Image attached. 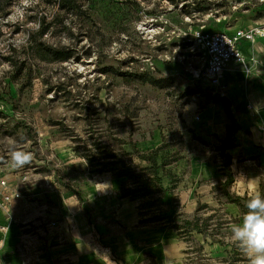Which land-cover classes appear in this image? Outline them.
Masks as SVG:
<instances>
[{"label": "rangeland", "instance_id": "1", "mask_svg": "<svg viewBox=\"0 0 264 264\" xmlns=\"http://www.w3.org/2000/svg\"><path fill=\"white\" fill-rule=\"evenodd\" d=\"M182 29L264 32V0H0L1 174L10 178L22 171L25 190L41 181L74 191L73 185L87 178L111 184L115 176L109 169L90 171L74 150L72 135L94 153L92 144L98 142L100 151L130 162L135 172L149 165L135 147L141 153L161 146L158 165L194 151L220 161L227 175L233 155L241 161L233 153L239 98L264 136V33L240 41V47L250 41V51L259 42L262 46L239 66L244 77L238 93L225 82H209L198 49L177 35ZM66 53L69 57H60ZM12 150L32 153V161L12 169ZM262 151L258 193L264 196ZM239 196L247 212L254 195ZM128 197L148 223L159 225L164 219L153 217L167 216L166 207L149 205L147 196ZM196 215L195 228L189 226L196 239L184 264H250L232 240L236 218L203 205ZM178 216L171 223L187 238L183 220L188 217Z\"/></svg>", "mask_w": 264, "mask_h": 264}, {"label": "crops", "instance_id": "2", "mask_svg": "<svg viewBox=\"0 0 264 264\" xmlns=\"http://www.w3.org/2000/svg\"><path fill=\"white\" fill-rule=\"evenodd\" d=\"M248 45L240 47L239 43L245 58L255 57L262 46L259 42L250 51ZM240 65L230 62L220 77L238 93L243 91ZM227 71L235 73L229 76ZM239 99L235 104L238 116L233 136L237 148L233 153L241 161L233 155L229 182L225 181L227 175L223 174L220 161L194 151L181 153L172 164L157 170L167 216L181 212L193 220L203 205L222 208L230 218H236L237 224L242 223L244 215L234 197L259 191L264 136L257 128L256 118L249 116L244 98ZM260 109L263 125V104ZM23 174L15 171L8 178L0 172L11 190L20 193L9 201L0 196V225L6 228L0 230V264H184L191 240L196 239L190 231L186 238L173 227L140 222L136 203L121 196L122 177L112 178L109 186L101 181L99 186L108 193L100 194L92 193L95 184L88 178L74 184L75 191L45 181L25 190L19 179ZM224 184L227 186L223 192L220 188ZM103 247L110 252L103 251ZM111 253L117 261L111 259Z\"/></svg>", "mask_w": 264, "mask_h": 264}, {"label": "trees", "instance_id": "3", "mask_svg": "<svg viewBox=\"0 0 264 264\" xmlns=\"http://www.w3.org/2000/svg\"><path fill=\"white\" fill-rule=\"evenodd\" d=\"M61 58H67L69 57V54H65L63 56H60ZM73 144L74 150L79 152L83 158H85L87 164L89 165L90 171L91 172H96V173H101L106 171H110L111 174L115 177H125V181L122 182V191L121 196H133L136 193L141 194L142 196H147L149 197V205H164V203L161 201V196L163 193V189L159 185V176H158V168L160 166L165 165L166 163L163 162L161 165H158L156 162V158L158 156V152L161 148V146H156L154 148H151L150 150L143 151L139 153L138 149L135 147L136 153L141 158L147 159L149 161V165L141 167L139 172H135V167L130 163L126 162L124 160L116 158L113 154H108L105 153L104 151H100V148L102 145L98 146V142H93V146L95 149H97V152L94 153L90 150V148L85 147V142L84 141H79L76 140V138H73L72 135H69ZM135 144V143H134ZM127 155H130L131 152H124ZM119 162V167H116V163ZM111 167V168H108ZM143 174L147 175V178L143 179ZM229 176L230 172L228 171L227 173V179L226 182H229ZM126 182H129L132 184V186L128 187L126 185ZM240 196H235L234 201L238 203L241 213L245 214L246 211L243 209V206L241 203L238 202L240 199ZM245 199V197H243ZM201 207V206H200ZM199 207V208H200ZM137 209H140L139 204L137 205ZM164 209L161 210L163 212ZM179 214H175L174 216H162L161 213H159L156 217H153L157 219H164L162 223L159 225L161 226H170L176 229V231L181 234L180 231V226L176 225V223H171L174 222V220L179 217ZM194 222L189 219H184L183 220V227L185 230L190 231L189 226L192 225V228H195L196 221L198 220L197 217H195ZM149 219H140V222H149ZM158 224V223H156Z\"/></svg>", "mask_w": 264, "mask_h": 264}, {"label": "built area", "instance_id": "4", "mask_svg": "<svg viewBox=\"0 0 264 264\" xmlns=\"http://www.w3.org/2000/svg\"><path fill=\"white\" fill-rule=\"evenodd\" d=\"M259 32L254 30L238 29L234 34H229L223 30L202 31V30H179L177 35L184 41L193 44L199 51L203 59L204 74L212 85H220V76L230 62H244V56L239 48L242 40H250ZM245 66V64H244ZM198 119V115H196ZM92 193L107 194L108 192L96 183ZM0 196L4 201H9L12 197H19L18 191L11 190L7 179L0 176ZM6 228L0 225V230ZM97 237V234H94ZM103 251L110 252L103 247ZM111 259L117 261V257L111 253Z\"/></svg>", "mask_w": 264, "mask_h": 264}, {"label": "clouds", "instance_id": "5", "mask_svg": "<svg viewBox=\"0 0 264 264\" xmlns=\"http://www.w3.org/2000/svg\"><path fill=\"white\" fill-rule=\"evenodd\" d=\"M32 158L30 152L12 150L8 163L12 169H18L28 165ZM246 208L242 223L230 226L232 240L249 257L250 264H264V196H250Z\"/></svg>", "mask_w": 264, "mask_h": 264}, {"label": "bare ground", "instance_id": "6", "mask_svg": "<svg viewBox=\"0 0 264 264\" xmlns=\"http://www.w3.org/2000/svg\"><path fill=\"white\" fill-rule=\"evenodd\" d=\"M262 30H264V29H262ZM256 31L259 32V34H260V33H263V31L258 30V29H256ZM243 63H244V62H243ZM195 75H196V74H195ZM220 77H221V76H220Z\"/></svg>", "mask_w": 264, "mask_h": 264}]
</instances>
